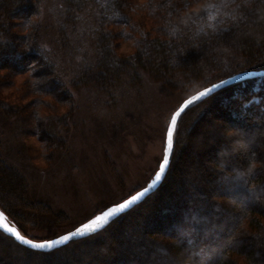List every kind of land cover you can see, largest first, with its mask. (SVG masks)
Returning a JSON list of instances; mask_svg holds the SVG:
<instances>
[{
	"label": "trees",
	"instance_id": "obj_1",
	"mask_svg": "<svg viewBox=\"0 0 264 264\" xmlns=\"http://www.w3.org/2000/svg\"><path fill=\"white\" fill-rule=\"evenodd\" d=\"M189 3L0 0V115L14 122V139L29 151L26 159L43 156L50 162L54 150L66 143L61 128L68 117L54 108L65 104L69 113L76 90L104 92L117 101L119 95L138 91L145 72L170 90L185 91L188 98L237 74L264 71V0H236L232 10L214 22ZM149 20L152 26L146 29ZM140 28L142 37L135 40L133 54L119 55L118 46L134 40ZM227 49L231 52L224 56ZM19 75L26 79L16 87L18 96H36L29 111L26 104L13 101L14 95L2 93ZM40 108L50 114L39 113ZM213 110L235 128L247 134L259 131L264 137V77L229 85L184 111L166 177L141 204L99 233L50 253L26 249L0 233V239L23 254L7 252L0 264L9 263L6 257L15 264H264L253 258H264V214L254 208L258 202L252 204L254 199L264 204L260 164H248L250 154L241 168H232L229 160L221 162L224 171H216L221 178L207 182L215 189L208 188L209 195L205 185L179 167L190 149L189 136L182 140L184 132L190 135ZM30 137L42 145L38 151L25 144ZM251 169L256 173L246 175ZM26 182L20 170L0 158V210L22 231L20 219L30 203ZM149 241L156 243L155 257L169 252L171 259L155 261Z\"/></svg>",
	"mask_w": 264,
	"mask_h": 264
},
{
	"label": "rangeland",
	"instance_id": "obj_2",
	"mask_svg": "<svg viewBox=\"0 0 264 264\" xmlns=\"http://www.w3.org/2000/svg\"><path fill=\"white\" fill-rule=\"evenodd\" d=\"M189 1L182 0L183 6L187 7ZM191 1L197 9L203 10L206 19L212 22L228 14L232 10L231 4L236 2V0ZM134 17L141 18L137 14ZM166 21L167 24L170 22L168 18ZM151 26L150 20L147 21L146 29ZM142 33L143 30L140 28L134 40L122 42L117 48L119 55L131 56L135 40L142 37ZM238 47L239 45L236 49ZM229 52L231 50L227 49L224 56ZM25 79V75L14 78L9 89L4 88L2 93L6 96L9 93L14 95L13 101L19 105L26 104L29 111L28 109L36 102V96L29 94L25 98H20L16 91V87H22ZM130 92L132 93H126L125 96L119 95L116 97L117 101H113L107 99L104 92L76 90V93L72 94L73 104L69 113L65 104L59 103L58 106L55 104L54 107L57 106V109L54 108V111H58L60 116L68 117L65 127L61 128V137L66 143L54 150L56 153L50 162L44 160L43 156L28 161L26 157L29 151L26 153L22 143L14 139V122L0 115V158L24 175L28 184L27 197L30 201L24 205L28 209L25 218L23 217L24 221L23 218L20 219L23 231L4 215L23 236L33 241H43L63 235L109 206L125 200L152 180L163 158L165 134L170 118L188 93L183 90H170L161 81L150 78L145 72L138 91ZM44 98L53 104L50 98ZM40 112L43 115L50 114L47 108L44 110L40 108ZM192 117V120L195 119L193 115ZM235 127L228 122L227 117L213 110L190 135L188 132L182 135L183 141L189 136L186 141L189 142L190 149L183 153L185 164H180L179 167L181 171H188L191 173L190 176H194L199 183L205 185L207 195L209 189L215 191L214 187L207 183L208 180L217 182L222 176L216 174L217 170L224 171L221 162L229 160L228 164L232 168H241L245 166L243 163H246V158L250 154L248 164H260V169H264L262 134L259 131L247 134L245 130ZM25 144L33 151H38L42 146L35 137L25 139ZM192 151L197 155L194 156ZM201 152H204L203 156L208 155V158L203 159ZM253 170H249L250 172H247L249 174L246 175L252 176L253 172L255 174L256 171ZM226 173L230 174L229 171ZM262 196L264 193L260 195ZM254 200L253 205L259 203L254 208H258L264 214V204ZM128 243H131V240ZM232 243L233 240H230V244ZM150 244L154 246L150 254L155 261L159 259L164 263L165 257L171 259L169 252L167 254L170 257L166 254L157 255L159 258L155 257L156 243ZM7 252L10 255L14 253L23 255L11 248L8 242L0 239V257ZM253 258L259 263V260H264L260 255H254ZM5 261L15 264L8 257Z\"/></svg>",
	"mask_w": 264,
	"mask_h": 264
},
{
	"label": "water",
	"instance_id": "obj_3",
	"mask_svg": "<svg viewBox=\"0 0 264 264\" xmlns=\"http://www.w3.org/2000/svg\"><path fill=\"white\" fill-rule=\"evenodd\" d=\"M260 77H264V71H258V72H244V73H240L237 74L235 76H232L230 78L224 79L222 81H219L213 85H210L209 87L191 95L190 97L186 98L181 104L180 106L174 111V113L172 114V116L179 111V109L181 108V106L184 105V102L187 100H191L193 97L199 96L200 93H206L205 95L199 97V99L197 100H193V102L189 105H187L186 107H184V110L182 112H180V114L176 117V122L173 125L172 124V116L170 118L167 130H166V134H165V147H164V152H163V158L162 161L160 162L158 169L156 171V173L154 174V176L152 177V180H150V182L143 188L139 189L138 191H136L135 193H133L132 195H130L129 197H127L125 200L130 199L132 196L136 195L139 192H142V195L135 200L134 202H132L131 204H129L127 207H125L123 210L114 213L113 215H111L110 217H108L107 221L104 222L103 224H101L98 228L92 230V231H83V232H79L77 233V229L82 228L83 225H85L86 223H88L90 220L94 219L96 216L101 215L107 211H109L111 208L116 207L117 205H119L120 203H123L125 200L109 206L108 208H106L105 210H103L102 212L98 213L97 215H95L94 217H92L91 219H89L88 221L82 223L81 225L77 226L76 228H74L73 230L60 235L56 238L50 239V240H43V241H33L34 243H50L51 246L50 247H43V248H34L31 247L30 245L27 244H23L22 242L18 241L17 239H15V237H13L10 233H7L3 230V228H0V232L2 234H4L5 236L11 238L15 243H17L18 245L35 251V252H40V253H50L52 251H55L57 249L63 248L65 246H67L68 244H70L71 242H75L81 239H85L89 236L95 235L97 233H99L100 231H102L103 229H105L110 223H112L114 220H116L118 217L124 215L125 213H127L128 211H130L131 209H133L135 206L141 204L149 195H151L152 193H154L162 184V182L164 181L166 174L169 170V166H170V161H171V155H172V151H173V146H174V136H175V131H176V127H177V123L179 118L181 117V115L184 113V111L190 107L192 104L198 103L201 100L209 97L210 95L214 94L215 92L238 82H242L244 80L247 79H253V78H260ZM169 133H171V148L170 150L167 151V163H164V156H165V150L167 149V144H168V137H169ZM164 165L163 167V171L160 173V178L158 180H156V174L157 172L160 171V166ZM155 181V183H153ZM151 185V186H150ZM146 190V191H145ZM0 214H2L3 216V221L0 220V223H6L8 224L10 227H14L16 228L14 225H12L10 222L7 221L6 216L4 215V213H2V211L0 210ZM17 229V228H16ZM17 231H19L17 229ZM20 232V231H19ZM20 234L22 235V233L20 232ZM67 236L68 239L66 240H62L63 237ZM25 237V236H24ZM25 239L27 240H31L28 239L27 237H25ZM62 241V242H60Z\"/></svg>",
	"mask_w": 264,
	"mask_h": 264
},
{
	"label": "snow or ice",
	"instance_id": "obj_4",
	"mask_svg": "<svg viewBox=\"0 0 264 264\" xmlns=\"http://www.w3.org/2000/svg\"><path fill=\"white\" fill-rule=\"evenodd\" d=\"M205 94L206 93H200L199 96L193 97L191 100L185 101L184 102V105L181 106V108L179 109V111H177L172 116V124L173 125L175 124L176 117L180 114V112H182L184 110V107H186L187 105L191 104L193 102V100H197V99H199V97H201V96H203ZM171 144H172V142H171V133H169L167 149L165 150V156H164V163L165 164L167 163V151L170 150ZM163 167H164V165L162 164L160 166V171L157 172V174H156V180H158L160 178V173L163 171ZM153 183H155V181ZM141 195H142V192H139L136 195L132 196L130 199L125 200L123 203H120L116 207L111 208L109 211H107V212H105V213H103L101 215L96 216L94 219L90 220L88 223H86L85 225H83L82 228L77 229V233L83 232V231H92V230L98 228L101 224H103L104 222L107 221L108 217H110L114 213H117V212L123 210L129 204H131L132 202H134L135 200H137ZM3 219L4 218H3L2 214H0V220L3 221ZM0 228H3V230L5 232L10 233L18 241L22 242L23 244L30 245L31 247H34V248H43V247H50L51 246L50 243H34L32 240L25 239V237L23 235H21L20 232L17 231L16 228L10 227L6 223H0ZM66 239H68L67 236H65V237L62 238V240H66ZM60 242H62V241H60Z\"/></svg>",
	"mask_w": 264,
	"mask_h": 264
},
{
	"label": "bare ground",
	"instance_id": "obj_5",
	"mask_svg": "<svg viewBox=\"0 0 264 264\" xmlns=\"http://www.w3.org/2000/svg\"><path fill=\"white\" fill-rule=\"evenodd\" d=\"M186 148H187V146H185V147H184V149H186ZM202 155H203V154H202ZM195 186H196L197 188H199L198 184H197V185H195Z\"/></svg>",
	"mask_w": 264,
	"mask_h": 264
}]
</instances>
